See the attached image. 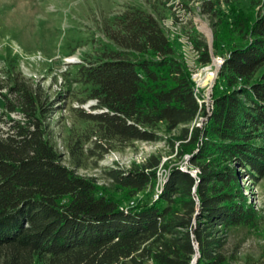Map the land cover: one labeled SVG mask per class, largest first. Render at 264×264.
<instances>
[{"label":"trees","instance_id":"obj_1","mask_svg":"<svg viewBox=\"0 0 264 264\" xmlns=\"http://www.w3.org/2000/svg\"><path fill=\"white\" fill-rule=\"evenodd\" d=\"M260 3L254 20L234 12L233 20L215 29L214 54L234 34L244 45L226 46L210 108L200 101L160 19L147 10L120 14L105 30L111 48L79 65L78 80L90 87L94 102L81 118L103 139L157 142L153 130L165 124L183 142L179 156L190 155V167L198 169L193 175L190 167L171 168L148 204L123 208V200L96 180L65 166L47 138L54 103L39 85L13 78L0 113V264H191L195 246L197 264H224L217 234L255 215L239 183L264 177ZM197 50L201 64H210L206 44ZM160 163L151 157L108 177L132 200L154 192Z\"/></svg>","mask_w":264,"mask_h":264},{"label":"rangeland","instance_id":"obj_2","mask_svg":"<svg viewBox=\"0 0 264 264\" xmlns=\"http://www.w3.org/2000/svg\"><path fill=\"white\" fill-rule=\"evenodd\" d=\"M261 1L0 0V113L3 111L2 98L14 77L39 85L54 103V113L47 119V138L61 156L62 163L78 176L96 180L111 197L123 200V208L135 202L148 204L159 195L171 168L177 166L187 170L190 167V155L179 156L183 142L177 139L178 131L169 130L165 124H158L153 130L161 138L157 142L103 139L94 124L81 118V111L91 112L94 102L88 98L90 87L78 80L79 65L111 48L105 30L114 25L120 14L130 9L147 10L160 19L200 101L210 108L217 75L229 55L226 46L229 43L244 45L234 34L214 54L215 29L221 21L233 20L234 12L254 20ZM205 3H209L206 8L203 7ZM201 43L208 48L210 64L200 62L197 46ZM59 96L63 97L57 102ZM10 118L18 116L12 114ZM202 122L200 117L198 126ZM151 157L161 160L156 170L154 192L146 190L127 200L126 192L111 183L108 173L113 169L129 171L142 167ZM190 168L196 175L197 167ZM239 186L255 215L250 223L217 234L223 244L224 264H262L264 177L256 182L243 178ZM198 260L199 253L196 264Z\"/></svg>","mask_w":264,"mask_h":264},{"label":"water","instance_id":"obj_3","mask_svg":"<svg viewBox=\"0 0 264 264\" xmlns=\"http://www.w3.org/2000/svg\"><path fill=\"white\" fill-rule=\"evenodd\" d=\"M195 251H196V253H195V256H194L191 264H196V260H197V257H198V249H197V246H195Z\"/></svg>","mask_w":264,"mask_h":264}]
</instances>
